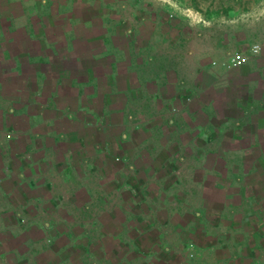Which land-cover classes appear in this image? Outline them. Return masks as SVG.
Instances as JSON below:
<instances>
[{
    "label": "rangeland",
    "instance_id": "rangeland-1",
    "mask_svg": "<svg viewBox=\"0 0 264 264\" xmlns=\"http://www.w3.org/2000/svg\"><path fill=\"white\" fill-rule=\"evenodd\" d=\"M25 2L51 65L6 110L48 160L16 209L0 197V264H264V0Z\"/></svg>",
    "mask_w": 264,
    "mask_h": 264
},
{
    "label": "crops",
    "instance_id": "crops-1",
    "mask_svg": "<svg viewBox=\"0 0 264 264\" xmlns=\"http://www.w3.org/2000/svg\"><path fill=\"white\" fill-rule=\"evenodd\" d=\"M25 1L27 0H0V197L3 199L9 198L8 201L11 202L12 207L15 209L18 205L22 204H16V202L17 198L23 195V190L25 188L28 190V187H34L35 185L40 186V183L35 182L39 181L41 177L38 176L37 178H33L31 171L34 172L37 170L36 172L41 175L40 170L46 168L45 163L48 160L46 155L48 148H46L45 145V137L42 143L40 140H38V142L32 139L19 140L14 134V126L10 125L8 122L14 111L13 109L6 110L8 106H13L15 103L24 108L20 99L25 96L21 95V90L23 88L20 85L25 84V80L28 77H34V87L31 89L30 95H44V93L41 92V82H43V85L45 84L46 76L44 72H41V66L46 69L47 65H51V61L48 59L47 55L48 46L45 40L47 33L43 34L40 29V21H44L45 19L37 17L38 15L35 14L34 16L37 18L36 20L38 21L39 27L32 28L31 12L25 7L27 4ZM190 9L189 7L187 10L189 16H191ZM194 13L200 15L198 12ZM136 66H138L137 63L133 65L134 68H136ZM55 76L60 75L58 74ZM60 79H62V77ZM213 80L217 79L214 78ZM170 81L173 83L171 84L174 87L175 80L170 79ZM229 82L230 81H224V86L226 87ZM153 83L152 91L149 92L157 96L160 94V90H158L159 85L155 82ZM62 84L61 80H56L54 82V85L57 86L56 88L62 86L64 90V84ZM68 84L69 86L65 89L68 91L66 95H92L93 90H95L94 85H84L79 81L73 80V78ZM147 84L148 80L146 79L142 82H128L123 88L122 93L123 95H132L134 92L138 95H148L146 94L145 88ZM28 85H31V83ZM156 85L158 87L157 91L155 89ZM200 89H202V87H200ZM88 90H91V92H87ZM81 91L82 94H80ZM37 99L38 103H40V97ZM116 116H118L119 119L116 122H111L114 126L120 128L126 121L123 119L124 116L122 113H118ZM106 128L109 131L112 130L110 126H104L105 131ZM103 132L104 130H102V133ZM9 135H11V137H9ZM75 139L77 140L74 143L77 149L76 151H80L78 149L80 147L84 148L85 144H81L83 141L79 140L80 137L75 136L74 140ZM106 141L102 140V145ZM110 146L111 144L107 142V147L111 148ZM114 147L115 146H113V149H115ZM63 160L64 158L58 159L57 162L60 163ZM6 210H9V208L7 207ZM11 212L13 211L11 210ZM137 240L138 241L135 240V244H138L139 247L143 241H141V238Z\"/></svg>",
    "mask_w": 264,
    "mask_h": 264
},
{
    "label": "built area",
    "instance_id": "built-area-1",
    "mask_svg": "<svg viewBox=\"0 0 264 264\" xmlns=\"http://www.w3.org/2000/svg\"><path fill=\"white\" fill-rule=\"evenodd\" d=\"M259 48L254 46L252 48L253 53H257ZM248 61V57L243 53H235L229 57L226 63L227 69H237Z\"/></svg>",
    "mask_w": 264,
    "mask_h": 264
}]
</instances>
